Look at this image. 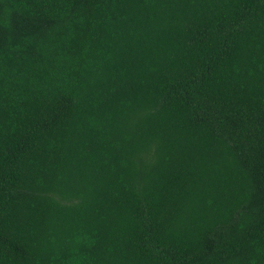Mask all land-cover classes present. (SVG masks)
<instances>
[{
	"label": "trees",
	"instance_id": "16d2710c",
	"mask_svg": "<svg viewBox=\"0 0 264 264\" xmlns=\"http://www.w3.org/2000/svg\"><path fill=\"white\" fill-rule=\"evenodd\" d=\"M0 264H264V0H0Z\"/></svg>",
	"mask_w": 264,
	"mask_h": 264
}]
</instances>
